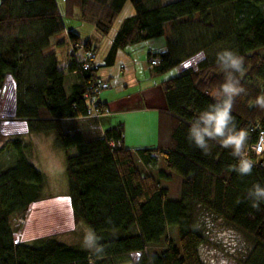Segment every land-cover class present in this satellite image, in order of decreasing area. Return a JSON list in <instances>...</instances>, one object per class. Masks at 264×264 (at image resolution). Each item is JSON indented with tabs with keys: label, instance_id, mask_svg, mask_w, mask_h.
I'll return each mask as SVG.
<instances>
[{
	"label": "trees",
	"instance_id": "trees-1",
	"mask_svg": "<svg viewBox=\"0 0 264 264\" xmlns=\"http://www.w3.org/2000/svg\"><path fill=\"white\" fill-rule=\"evenodd\" d=\"M129 2L134 14L116 33L110 61L129 45L165 36L166 48L149 58V64L158 60L152 73L179 70L162 83L158 145L136 151L125 144L124 124L103 131L100 118L87 117L84 93L100 75L81 72L75 54L92 50L95 58L91 41L80 43L69 31L74 47L67 71L77 77L69 91L56 54L46 52L66 30L57 0H0V94L12 78L15 120L26 122L30 134L54 135L65 151L73 213L89 231L82 244L15 240V222L42 199L47 182L26 136L18 135L0 149V160H12L0 163V264H121L133 263L136 253L134 264H205L203 247L229 227L253 242L241 263L264 264V201L256 208L248 198L255 184L264 187V163L241 175L233 170L239 158L231 148L209 141L205 154L189 139L194 120L216 102L224 82L217 53L225 49L244 57L237 75L245 91L234 98L232 116L236 128L248 132L245 151L264 129V109L256 104L264 95V0H66V16L78 9L81 20L105 36ZM195 57L194 66L183 68ZM136 153L149 171L163 156L183 179L179 199H171L160 180L172 175L161 171L157 178L139 169ZM169 226L178 227V243L166 240ZM163 241L164 248H154Z\"/></svg>",
	"mask_w": 264,
	"mask_h": 264
},
{
	"label": "rangeland",
	"instance_id": "rangeland-1",
	"mask_svg": "<svg viewBox=\"0 0 264 264\" xmlns=\"http://www.w3.org/2000/svg\"><path fill=\"white\" fill-rule=\"evenodd\" d=\"M131 4V2H129ZM128 4L124 7L123 11L117 18V23L121 21L126 15ZM66 20L71 24H78L77 17L71 16L67 17ZM66 21V22H67ZM62 48V46H61ZM47 50L50 51V48ZM104 49L101 48L99 51V56H102ZM264 53V49H262ZM199 57H195L190 60L188 63L183 66V68L188 66H194ZM179 72L178 69H174L163 75L164 80L171 78L177 75ZM116 88L112 87L108 90L103 91L104 94L108 93L115 97H126L129 92L116 94ZM151 96V101L147 104L152 106H157L158 109L162 106L166 107V100L163 91V85L160 83L156 89H152V92L147 94ZM102 94L100 98H102ZM128 107H135L134 104H129ZM112 110V109H111ZM157 109H148L141 114V117L144 118L143 122L146 127L149 125V122L153 121V126H155V131L160 127V118L157 117L160 111L156 112ZM9 112L0 111L1 116L8 115ZM111 115H114L111 113ZM110 111L107 116H102L100 121H105L111 117ZM157 117V118H156ZM121 118V117H120ZM16 129L19 132H25V124H17ZM7 130L10 127H6ZM128 142L134 144V141L139 139V133L136 136H133L129 131ZM20 135H25L27 141L30 144V151L32 153V159L37 165V167L44 172L47 177L46 186L43 192V197L41 200L34 202L30 205L29 210L24 218H19L14 224V236L15 240L18 242H33L38 238L44 237H55L56 239L69 243V244H82L87 240L86 234L89 232L88 229L82 224L79 220L76 219L73 209L71 206L70 198L68 195V178L66 174V154L65 151L60 148L55 141L54 135H46L39 133H24ZM4 136V134H3ZM2 136V130L0 129V147L5 145L8 139H4ZM132 136V138H131ZM134 139V140H133ZM133 140V141H131ZM138 146V145H137ZM145 146V145H144ZM136 151V150H134ZM135 161L139 169L147 172L143 160L136 153ZM4 155L0 160V163H12L11 158ZM167 171L172 175V178L169 180H162V184L167 186L170 190L169 197L171 199H179L181 196V185L182 177L169 170L166 166L163 156L160 158L159 163L156 167H153L149 173L153 174L157 178H160V172ZM179 232L177 226H169L167 239L174 243L179 242ZM216 239V238H215ZM212 240L211 243L205 245L202 249V255L205 260V264H242V259L247 255V251L250 248H253V242L243 235L235 231L233 227L224 229L220 239ZM165 241H163L159 246L154 247L155 249L164 248ZM140 254L136 253L133 256V263H121V264H134L138 261Z\"/></svg>",
	"mask_w": 264,
	"mask_h": 264
},
{
	"label": "crops",
	"instance_id": "crops-1",
	"mask_svg": "<svg viewBox=\"0 0 264 264\" xmlns=\"http://www.w3.org/2000/svg\"><path fill=\"white\" fill-rule=\"evenodd\" d=\"M169 1L173 0H164V2ZM57 4L64 17L66 30L64 33L57 35L52 39L51 46L49 47L50 51L46 50V52L55 53L59 60V67L66 72L67 78L65 85L67 91H69L71 85L77 81L76 75L67 71L68 64L71 60V52L74 47L69 36V31H73L79 35L80 43L91 41L92 48L95 50L96 60L100 63H105V65L99 70V75L102 78L111 81V88H116V94L129 92L126 97H115L111 94H104L102 92V103L110 111V115L111 113L114 114L111 115L110 119L108 118L105 121H100L99 119L102 130L105 131L122 123L125 127V144L128 148L138 150L141 148L156 147L159 143L158 128L155 131L153 121L149 122V125H147L148 127H146L145 124L148 123L143 122L144 118L141 117V114L148 109H157L156 112H158L161 109L166 108L162 106V108L158 109L157 106L150 107L151 104H147L151 101V96L147 97L148 92H152V89H156L160 83H163L164 79L163 76L153 75L148 61L152 54L161 52L166 48V37L162 36L129 45L123 50H119L113 60L110 61L109 52L113 40L124 20L128 16L134 14L133 5L128 3L124 18L119 21V23L116 21L110 34L102 36L97 32L94 24L81 20L80 11L78 9H76L74 16L77 17L79 23L71 24L68 22L66 20L68 17L66 16V0H57ZM101 48L104 49V52L102 56H99ZM15 102V84L13 79L8 77L5 87L0 94V111L9 112L6 116L0 115V129L2 130V136L4 134L3 138L8 140L13 139L21 133H28L26 122L17 121L14 118ZM129 104H134L135 107H128ZM157 117H159L158 114ZM21 123L26 126L25 132H19L15 127L17 124ZM8 126L10 127L9 130L6 128ZM129 131L133 136H136L139 133V139L135 140L134 144L128 142V137L130 135ZM2 146L3 145H1V147Z\"/></svg>",
	"mask_w": 264,
	"mask_h": 264
},
{
	"label": "clouds",
	"instance_id": "clouds-1",
	"mask_svg": "<svg viewBox=\"0 0 264 264\" xmlns=\"http://www.w3.org/2000/svg\"><path fill=\"white\" fill-rule=\"evenodd\" d=\"M217 62L224 70V82L219 87L216 102L210 104L192 123L189 139L205 154L210 151L209 141L219 140L223 147L231 148L233 156L239 158L233 170L248 175L253 168L245 151L248 132L243 128L238 130L232 116L234 98L245 91L237 75L243 71L244 57L225 49L217 53ZM256 104L264 109V95L257 97ZM248 198L252 199L253 207L258 208L259 202L264 201V187L255 184L249 190Z\"/></svg>",
	"mask_w": 264,
	"mask_h": 264
},
{
	"label": "built area",
	"instance_id": "built-area-1",
	"mask_svg": "<svg viewBox=\"0 0 264 264\" xmlns=\"http://www.w3.org/2000/svg\"><path fill=\"white\" fill-rule=\"evenodd\" d=\"M76 59L81 72L92 71L93 73L99 72L104 63H100L95 60L94 52L92 50L79 49L76 54ZM158 63L157 59H153L149 66H154ZM111 87V82L98 75L88 81L87 89L84 93V98L87 103V117L89 118H101L103 115L109 113L108 109H105L101 104L100 95L104 90ZM247 157L252 161L253 166L260 163H264V129H260L258 140L251 145L246 151Z\"/></svg>",
	"mask_w": 264,
	"mask_h": 264
}]
</instances>
